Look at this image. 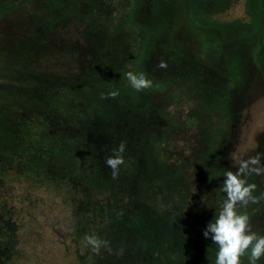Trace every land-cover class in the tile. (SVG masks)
I'll list each match as a JSON object with an SVG mask.
<instances>
[{
  "label": "rangeland",
  "instance_id": "obj_1",
  "mask_svg": "<svg viewBox=\"0 0 264 264\" xmlns=\"http://www.w3.org/2000/svg\"><path fill=\"white\" fill-rule=\"evenodd\" d=\"M128 72L151 87L136 91ZM52 117L80 133L61 187L0 160V264H214L203 230L225 199L222 174L264 153V0H0L4 145L28 152ZM115 133L126 145L119 194L135 190L146 206L109 230L116 210L84 198L85 158ZM249 182L264 192V175ZM240 210L264 234V200ZM92 234L112 251H93Z\"/></svg>",
  "mask_w": 264,
  "mask_h": 264
},
{
  "label": "clouds",
  "instance_id": "obj_2",
  "mask_svg": "<svg viewBox=\"0 0 264 264\" xmlns=\"http://www.w3.org/2000/svg\"><path fill=\"white\" fill-rule=\"evenodd\" d=\"M160 67H166L161 62ZM130 86L136 91L151 87L152 81L143 73L128 72L125 74ZM118 91L112 90L107 96L116 97ZM101 98H106L101 94ZM126 145L121 142L114 154L105 160L111 169L113 179L119 174L120 166L124 163L123 153ZM264 153L242 155L233 161L236 171L226 169L223 172L222 191L225 194L218 214L211 219L203 230V236L210 238L216 245L214 264H243L242 258H247L248 264H258L264 258V234L253 230L250 217L245 211L249 204H257L264 200V192L255 195L257 185L249 182V177L264 175V163L261 158ZM86 244L95 252L101 248L112 251L108 241L95 234L85 236ZM122 251V250H121Z\"/></svg>",
  "mask_w": 264,
  "mask_h": 264
},
{
  "label": "trees",
  "instance_id": "obj_3",
  "mask_svg": "<svg viewBox=\"0 0 264 264\" xmlns=\"http://www.w3.org/2000/svg\"><path fill=\"white\" fill-rule=\"evenodd\" d=\"M47 121L48 124L44 122L45 128L41 129V134L37 132H35L36 134L31 133L30 141L27 144L28 152H26L25 148L19 150L20 146L17 148L13 147L15 144L14 138L9 142L10 145L13 144L12 148H8L3 143L4 138H6L4 137L6 132L3 135L0 134V160L3 158V155H6L4 157L10 161L15 159L17 161H27L28 165L42 178V182L46 183V180L49 178V183H53L59 188L62 183L61 179L57 178L66 173L67 164H64V162L70 153L68 148L79 139L80 133L78 131L75 132L74 127L77 125L75 122H58L53 117ZM57 125H63L65 131H60L58 127L56 128ZM7 127L0 126V129H6ZM105 139L106 144H103L104 146L101 149H96L98 145L93 144L94 147H92L96 150L91 147H89V151L87 150L89 157L85 159H90L93 162L91 167L94 169L92 173L94 178H91L85 184L90 185L91 188L93 187L92 191L94 192H83V194L84 198L89 200L88 205L91 208L116 210L117 214L112 218V223L109 225L110 230V226L111 228L118 229L119 225L124 223L125 215L130 210H133L131 220H135L136 212L142 208L140 212L143 213L142 210L145 209L146 205L142 203L140 193L134 192L135 190L129 189L131 192L127 193L126 196H120L119 192L124 191L118 185L117 177L113 179L111 169L105 164V160L109 157L110 152L114 153V150L123 141L117 133L112 138L105 136ZM3 180L4 178L0 175V184ZM1 191L0 185V197L2 196ZM7 205L4 200H0V226H5L4 222H7L10 217Z\"/></svg>",
  "mask_w": 264,
  "mask_h": 264
}]
</instances>
